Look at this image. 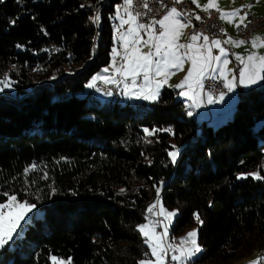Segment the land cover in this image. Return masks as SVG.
Instances as JSON below:
<instances>
[{
	"label": "trees",
	"instance_id": "trees-1",
	"mask_svg": "<svg viewBox=\"0 0 264 264\" xmlns=\"http://www.w3.org/2000/svg\"><path fill=\"white\" fill-rule=\"evenodd\" d=\"M120 2L0 3V79L12 81L0 92V193L41 212L0 264H139L152 256L138 227L158 201L177 211L170 237L197 227L194 264H235L264 248V180L250 175L264 176V81L239 90L216 127L188 116L176 87L155 102L121 99L116 87L98 95L86 85L110 63Z\"/></svg>",
	"mask_w": 264,
	"mask_h": 264
},
{
	"label": "snow or ice",
	"instance_id": "snow-or-ice-1",
	"mask_svg": "<svg viewBox=\"0 0 264 264\" xmlns=\"http://www.w3.org/2000/svg\"><path fill=\"white\" fill-rule=\"evenodd\" d=\"M4 0H0V3ZM183 0H175V3H182ZM197 7H201L198 0H191ZM143 6L148 8L147 0H144ZM83 7V5H81ZM123 10L121 6H117L115 12V19L119 21L116 28L117 41L123 47L122 63L119 68L115 70L113 77L96 76L92 82L86 85L88 88H95L96 82L102 80L105 84H114L117 88L123 83L125 95L136 100H145L155 102L159 98L161 88L168 83L171 75L176 71L183 70V64L190 62L191 67L185 79L177 85V87L186 90L180 94L186 96L192 101L189 109L202 106V96H206L207 104L223 103L225 100V92L219 91L218 95L215 92L214 85L208 86V91L205 92V80L220 81V87L226 89L228 93L236 90L237 83L244 88H249L264 81V55H260L258 51L251 52L246 58L237 55L236 59L240 62L242 67L236 74H232L231 70L227 69L230 63L227 59V51L222 47V43H228L233 46H240L245 43L244 40L235 41L229 37L226 41L220 39H213L209 42V37L203 33H198L191 36V42L188 44L179 43V38L184 29L189 27V23L181 19L184 15L176 7H171L169 11L163 15L161 19H153L150 23L139 22L140 13L134 12L133 0H123ZM215 9L220 13V18L228 23L238 17L239 22L235 23L236 28L247 25L244 21L246 16H240L239 10L231 13L223 12L218 4V0H209V3L202 7V11L208 12ZM196 20H200V16H195ZM100 20L97 14L93 20L98 24ZM14 23V21L12 22ZM127 25L126 31H121ZM157 25L159 31L157 30ZM142 33L146 34L147 39ZM226 35V33H225ZM202 39V44L197 45V41ZM19 47V46H18ZM148 48V52H143L142 48ZM252 49L258 50L264 48V37H255L251 41ZM213 48L219 49L218 55H213ZM120 55L116 48L112 49V59L115 62L116 56ZM105 72L108 69H104ZM231 75V78L229 76ZM119 76L120 79H116ZM141 83L138 84V78H141ZM162 77V79H158ZM238 77V80H237ZM55 79V77H52ZM12 81L5 76L0 79V92H4L6 88L11 87ZM111 95V92L107 93ZM188 116H192L193 112L188 111ZM147 136H154L158 131H168L171 129H143ZM175 135V133H172ZM175 148V145L172 146ZM178 151L169 152L171 162L176 163ZM36 166L32 165L30 170H35ZM29 170H26V173ZM255 180H264L258 172L250 174ZM47 179V173L43 175ZM247 176H239L238 179H246ZM123 191V190H121ZM159 194V189H157ZM0 197H6V201L0 200V249L13 239V234L20 223L32 212L36 205L29 203L28 200H20L15 192L9 193L7 191L0 193ZM157 204L151 205L147 212L151 215L154 209H158L154 214L157 217H163V221L151 220L147 224H142L138 227V231L146 237L145 243L148 244L151 250V256L155 257L153 260H141L139 264H167L168 252L171 251V260L177 264H187V261L201 251L197 243V232L191 231L187 237L182 239L179 244L165 243L164 240L168 236V228L171 225L173 218L177 215L176 212H170L162 206ZM199 221V214H194ZM203 223L202 221H200ZM163 223V232H157L156 228ZM149 253L145 252L147 256ZM52 264H65L63 260L55 256L51 257ZM70 264V261H69ZM253 264H259V261H254Z\"/></svg>",
	"mask_w": 264,
	"mask_h": 264
},
{
	"label": "rangeland",
	"instance_id": "rangeland-1",
	"mask_svg": "<svg viewBox=\"0 0 264 264\" xmlns=\"http://www.w3.org/2000/svg\"><path fill=\"white\" fill-rule=\"evenodd\" d=\"M198 2H200L201 4H202V6L200 7V8H198V9H201L202 10V7L203 6H205L204 4H206V3H208L209 2V0H198ZM249 3V2H248ZM248 3H247V5H248ZM251 4V3H250ZM249 4V5H250ZM200 5V4H199ZM247 5H245V6H243V7H247ZM248 5V6H249ZM117 6H121V10H123V8H122V6H123V0H121V2L119 3V4H117ZM117 6H116V8H117ZM253 9V10H252ZM248 10L249 11H252V12H254V13H257V8L256 7H254V5L252 6V7H248ZM116 12V11H115ZM221 22H222V19H221ZM147 24V23H146ZM119 25V21L116 19V24L114 25V37H113V39H114V45H113V48H116L117 49V52H119L120 53V55H118V56H116V59H115V62H113V59H112V52H111V60H110V63L106 66V67H104V68H102L99 72H98V74H96L93 78H92V80L96 77V76H98V75H101V76H107V77H109V78H111V77H113V75L115 74V70L117 69V68H119L120 67V65H121V63H122V55H123V47H122V45H121V43L120 42H118L117 41V32H116V28H117V26ZM127 25H125L124 26V28H122L121 29V31H126L127 30ZM188 31H189V29L186 31V29H185V31L183 30V32H182V34L183 35H181V37L179 38V43H182V44H188V42L186 41V39H187V37H188ZM234 33V35H235V32H233ZM232 33V34H233ZM145 36V39H147V36L146 35H144ZM249 43V42H248ZM112 48V49H113ZM142 51L143 52H148L149 51V49L148 48H142ZM213 54V53H212ZM235 63V65H233ZM234 63H231L230 62V66L231 65H233L234 66V70H233V72H235L236 71V73L238 72V70L236 69V67L237 66H241L242 67V65L240 64V62H238V61H235ZM190 67H191V64H190V62H186V63H184L183 64V70L182 71H176L175 69H172V71H174L175 72V74L174 75H171L170 77H169V79H168V83L167 84H165L164 86H170V87H172V86H174V85H179L184 79H185V77L187 76V74H188V71H189V69H190ZM108 69V71L107 72H105L104 71V69ZM229 70H230V67L228 68ZM118 79H120V77L119 76H116ZM116 78V79H117ZM158 79H162V77H160V78H158ZM92 80L90 81V82H92ZM141 80H142V77L141 78H138V81H137V83L138 84H140L141 83ZM97 82H102L103 83V89L104 90H111V86H109V85H112V87H116V85H114V84H105L102 80H99V81H97ZM97 82H96V84H97ZM262 85V83L260 82V83H258V84H256V85H253L255 88H258V87H260ZM122 84H121V89H122ZM163 86V87H164ZM242 86V85H241ZM96 87H98V85H96ZM120 87L119 88H117L116 87V89L118 90V92H119V90H120ZM162 87V88H163ZM162 88H161V90H162ZM177 89H179V91H178V93H177V96H178V98H181V99H183L185 102H186V104L188 105V107H189V105L190 104H192V101L191 100H189L186 96H183V95H181L180 93L181 92H183V91H185L186 90V87L184 88V89H182V88H179V87H176ZM116 89H115V91H116ZM245 89V88H244ZM95 90H97V94L98 95H100V94H103L102 93V91H99L98 90V88L97 89H95ZM239 90H242V88L241 87H238V86H236V90H235V92H232V93H225V100H224V102L223 103H214V104H207L206 103V96H202V106L201 107H199V108H196V107H193V108H191L190 110L193 112V114H194V117L198 120V121H200V122H202L203 120H205V121H209L213 126H219V125H221V124H223L224 122H226L231 116H232V113H233V111H234V109H235V107H236V105H237V103H238V101H239V94H238V92H239ZM114 90H111V92H115ZM121 93V92H120ZM124 94H125V92H124ZM125 98L126 99H124V100H131L132 102H135V101H138V102H142V100H136V99H132V98H129V96L128 95H125ZM147 102H152V101H147ZM162 206V205H161ZM164 209H166L167 211H170V212H176L177 213V211L176 210H170V209H168V208H165L164 206H162ZM158 209H154L153 210V215H150V216H154V213L157 211ZM37 214V215H41V212H37V209H36V207H35V209L32 211V212H30V213H28V215L24 218V220H22L21 221V223H20V227L19 228H17V230H16V232L13 234V239L11 240V241H9V243L7 244V245H5V246H11L12 245V243H13V241H14V239L17 237V236H21L22 234H23V228H24V225H25V223L26 222H28L31 218H32V216L34 215V214ZM162 218V221H163V217H161ZM175 218V217H174ZM174 218H173V220H174ZM149 219H150V217L148 218V222H149ZM173 220H172V222H173ZM172 222H171V225H172ZM171 225H170V227H171ZM162 227H163V223H162ZM170 227L168 228V236L165 238V240H164V242L165 243H171V244H174V245H176V244H179L180 243V241L182 240V239H184V238H186L187 237V234L189 233V232H191V231H196L197 232V227H192V228H190L185 234H183V235H180V236H178V237H170ZM156 231L157 232H163V229L162 230H159L158 228H156ZM197 243H198V245L200 246V244H199V241H198V232H197ZM200 248H201V246H200ZM2 249H0V251H1ZM200 253V252H199ZM199 253H196L193 257H192V259L191 260H189V261H187V264H194L193 263V260L194 259H196L197 257H198V255H199ZM171 255H172V252L170 251V258H171ZM264 256V248L263 249H261L259 252L258 251H256V252H254L253 254H251V255H249V256H247L245 259H242V260H240L239 262H237V263H235V264H244L245 262H250L251 264H253V262L254 261H257V258H258V261H259V264H260V259L262 258ZM58 258V257H57ZM58 259H60V260H63L64 262H65V264H69V260H67L66 258H58ZM145 260H149V259H145ZM150 260H152V259H150ZM177 263V262H176Z\"/></svg>",
	"mask_w": 264,
	"mask_h": 264
},
{
	"label": "built area",
	"instance_id": "built-area-1",
	"mask_svg": "<svg viewBox=\"0 0 264 264\" xmlns=\"http://www.w3.org/2000/svg\"><path fill=\"white\" fill-rule=\"evenodd\" d=\"M255 0H251L254 2ZM144 0H133V10L134 12H139V22L141 23H148L153 19H160L165 15L171 7H176L179 11L184 13L181 17L185 22L189 23V31L187 41L191 42V36L203 33L209 37V42L216 38H222L225 36L224 27L220 21L219 12L215 9H211L208 12H204L201 9H197L190 1L183 0L182 3H175V0H147L148 8L145 9L143 6ZM243 13H246L247 21L244 23L247 25L245 28L244 25L241 27L235 28V36L240 40H244L245 43L251 41L253 33L256 31H260L264 29V16L258 15L252 11L247 10V8L243 9ZM200 16V20H196L195 16ZM159 31V27H157ZM218 50L213 48V55L217 54ZM241 67L237 66L236 69L239 70ZM205 92L208 91V86L210 84L214 85L215 92L218 95L219 91L227 92L226 89H222L220 87V81H212V80H205ZM98 88L103 90L104 93L111 92V90L115 91V87L111 86V90H104L103 83L98 82ZM151 220H160L162 221L161 217H157L155 214L154 216H150ZM159 230H162V223L160 226L157 227ZM167 264H176V262L172 261L170 258V251L168 252L167 256ZM260 264H264V256L260 259Z\"/></svg>",
	"mask_w": 264,
	"mask_h": 264
},
{
	"label": "crops",
	"instance_id": "crops-1",
	"mask_svg": "<svg viewBox=\"0 0 264 264\" xmlns=\"http://www.w3.org/2000/svg\"><path fill=\"white\" fill-rule=\"evenodd\" d=\"M187 1H190L191 2V0H187ZM249 2V3H248ZM192 3V2H191ZM199 4H200V6H202V4L200 3V2H198ZM209 3V2H208ZM208 3H206V4H204V5H207ZM247 3H248V5H247ZM197 9L198 8H200V7H197V5L196 4H194V3H192ZM218 4H219V7H220V9L223 11V12H228V13H231V12H233V11H237V10H239V15L240 16H246V13H243V9L245 8V7H243V6H245V5H247V10H248V7L250 8V7H252L253 5H254V7H256L257 8V14L258 15H261V16H264V0H255L254 2H251V0H218ZM253 10V9H252ZM219 17H220V13H219ZM247 17V16H246ZM161 19V18H160ZM182 19V18H181ZM183 20V19H182ZM184 21V20H183ZM220 21H221V18H220ZM245 21H247V19L245 20ZM244 21V22H245ZM151 22V21H150ZM150 22H148V23H150ZM239 22V18L237 17L234 21H233V23H228V22H226L225 20H223L222 19V25H223V27H224V32L226 33V35L224 36V37H222V38H216V39H220L222 42L223 41H226L229 37H231L233 40H235V41H239L240 39H238V38H236V36L234 35V33L233 32H235V23H238ZM157 27H158V25H157ZM189 29V27H187L186 28V31ZM184 31H185V29H184ZM233 33V34H232ZM142 35H146V34H144V33H142ZM183 35V34H182ZM181 37V36H180ZM255 37H264V29H262V30H260V31H256L255 33H253V35H252V38H251V41H252V39L253 38H255ZM186 41H187V39H186ZM251 41L249 42V43H244L243 45H240V46H233V45H231V44H228V43H222V47H224L225 49H226V51H227V53H228V55H227V59L229 60V62H231V63H234L235 61H238L237 59H236V56L237 55H239V56H242V57H247L251 52H253V51H258L259 52V54L260 55H264V48H259L258 50H256V49H252V47H251ZM188 42V41H187ZM189 43V42H188ZM200 44H202V39L200 40V41H197V45H200ZM214 49H216V50H218V52H217V54H215V55H218L219 54V49H217V48H214ZM214 55V56H215ZM239 62V61H238ZM233 65H235V63L233 64ZM233 65H231L230 66V63L227 65V69L230 67V70H231V73L232 74H236V71L235 72H233V70H234V66ZM241 67V66H240ZM117 78V77H116ZM229 78H231V75L229 76ZM237 80H238V77H237ZM99 81V80H98ZM98 83V82H97ZM261 83H262V81H261ZM122 85H123V83H122ZM237 86L238 87H241V88H244L243 86H241V85H239L238 83H237ZM172 87H177V84L176 85H174V86H172ZM251 87H253V85L251 86ZM99 91H102V90H99ZM103 92V91H102ZM121 92V93H120ZM124 92H125V90H124V88H123V86H122V89H121V87H120V90H119V94H120V97H121V99L123 98V99H126L125 98V94H124ZM235 92V91H234ZM225 93H227V92H225ZM104 94V93H103ZM100 95H102V94H100ZM103 96V95H102ZM107 97V96H106ZM142 101H145V100H142ZM148 223V222H147ZM146 223V224H147ZM153 261H155V257H152L151 258ZM257 261H258V258H257ZM177 264V263H176ZM244 264H251L250 262H245Z\"/></svg>",
	"mask_w": 264,
	"mask_h": 264
},
{
	"label": "bare ground",
	"instance_id": "bare-ground-1",
	"mask_svg": "<svg viewBox=\"0 0 264 264\" xmlns=\"http://www.w3.org/2000/svg\"><path fill=\"white\" fill-rule=\"evenodd\" d=\"M99 90V89H98ZM151 215H153V214H151ZM150 217V216H149Z\"/></svg>",
	"mask_w": 264,
	"mask_h": 264
}]
</instances>
